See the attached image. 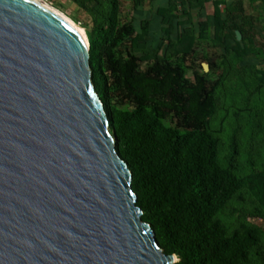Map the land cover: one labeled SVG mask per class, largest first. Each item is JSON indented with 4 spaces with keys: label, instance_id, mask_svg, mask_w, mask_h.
I'll return each mask as SVG.
<instances>
[{
    "label": "water",
    "instance_id": "95a60500",
    "mask_svg": "<svg viewBox=\"0 0 264 264\" xmlns=\"http://www.w3.org/2000/svg\"><path fill=\"white\" fill-rule=\"evenodd\" d=\"M85 37L0 0V264H174L141 219Z\"/></svg>",
    "mask_w": 264,
    "mask_h": 264
},
{
    "label": "trees",
    "instance_id": "16d2710c",
    "mask_svg": "<svg viewBox=\"0 0 264 264\" xmlns=\"http://www.w3.org/2000/svg\"><path fill=\"white\" fill-rule=\"evenodd\" d=\"M87 1L94 4L93 28L86 34L92 82L116 139V152L131 172L141 219L160 248L176 257L174 264H253V252L264 264L258 229L241 225L229 232L218 218L246 185L255 188L264 209V169L238 177L235 132L222 165L220 140L212 135L219 133L209 128L221 81L198 72L191 80L185 77L196 32L204 39L208 29L214 46L243 61L250 54L243 28L225 22L218 9L224 0L215 1L211 19L196 29H183L179 40L189 45L170 43L159 58L161 46L150 49L143 41L147 23L135 33L131 23L118 19L117 0ZM236 32L241 34L239 42ZM229 40L235 48H229ZM249 68L257 90L264 87V71Z\"/></svg>",
    "mask_w": 264,
    "mask_h": 264
},
{
    "label": "rangeland",
    "instance_id": "374dc122",
    "mask_svg": "<svg viewBox=\"0 0 264 264\" xmlns=\"http://www.w3.org/2000/svg\"><path fill=\"white\" fill-rule=\"evenodd\" d=\"M43 1L82 27L85 34L92 30L93 21L89 15L68 5L66 0ZM221 10L225 22H235L243 28L244 41L250 47L249 56L241 61L214 46L206 29L207 36L197 40L193 53L187 58L185 77L191 80L193 72H198L204 73L210 81H221L217 89V110L210 119L209 128L219 133L212 135L220 140L218 160L222 165H225L224 158L229 152L230 137L236 133V162L239 165L236 174L245 178L264 169V87L257 90L254 72L249 68L254 66L255 70L264 71V3L263 0H225ZM229 41V48H235L234 42ZM149 47L155 49L156 45L152 43ZM163 48L159 50V58L163 55ZM145 67V62L140 64V69ZM218 218L229 232L241 225L258 229L264 253V209L255 188L246 185ZM252 254L253 264H262V260L254 252Z\"/></svg>",
    "mask_w": 264,
    "mask_h": 264
},
{
    "label": "crops",
    "instance_id": "0c3cea01",
    "mask_svg": "<svg viewBox=\"0 0 264 264\" xmlns=\"http://www.w3.org/2000/svg\"><path fill=\"white\" fill-rule=\"evenodd\" d=\"M215 1L220 0H117L118 19L121 22L123 20L125 23H131L135 33H140L142 23H147L143 41L148 47L152 43L156 47L164 48L170 43L174 45L181 43L184 46L189 45V42L179 40L183 29L191 27L196 29L200 23L211 19ZM66 2L92 19L94 13L92 2L82 0V5L80 0H66ZM222 5L218 6L219 11H222ZM194 37L193 45L200 40L197 32Z\"/></svg>",
    "mask_w": 264,
    "mask_h": 264
},
{
    "label": "bare ground",
    "instance_id": "6f19581e",
    "mask_svg": "<svg viewBox=\"0 0 264 264\" xmlns=\"http://www.w3.org/2000/svg\"><path fill=\"white\" fill-rule=\"evenodd\" d=\"M36 2H38L39 4H42L43 6L49 8L50 10L54 11L55 13H57L59 16H61L62 18L66 19L69 23H71L76 29L77 31L80 33V35L86 39V34L85 31L82 27H80L79 25L75 24L70 18H68L66 15H64L63 13H61L59 10L55 9L54 7L50 6L48 3H46L43 0H34Z\"/></svg>",
    "mask_w": 264,
    "mask_h": 264
},
{
    "label": "built area",
    "instance_id": "2783aa9c",
    "mask_svg": "<svg viewBox=\"0 0 264 264\" xmlns=\"http://www.w3.org/2000/svg\"><path fill=\"white\" fill-rule=\"evenodd\" d=\"M118 1H120V0H118Z\"/></svg>",
    "mask_w": 264,
    "mask_h": 264
}]
</instances>
